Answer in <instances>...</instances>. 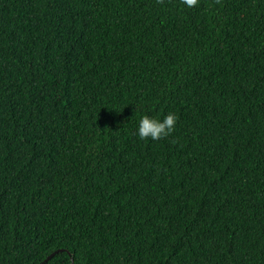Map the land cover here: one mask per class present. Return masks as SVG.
<instances>
[{"label": "trees", "instance_id": "1", "mask_svg": "<svg viewBox=\"0 0 264 264\" xmlns=\"http://www.w3.org/2000/svg\"><path fill=\"white\" fill-rule=\"evenodd\" d=\"M60 249L264 264V0H0V264Z\"/></svg>", "mask_w": 264, "mask_h": 264}, {"label": "clouds", "instance_id": "2", "mask_svg": "<svg viewBox=\"0 0 264 264\" xmlns=\"http://www.w3.org/2000/svg\"><path fill=\"white\" fill-rule=\"evenodd\" d=\"M186 8H195L199 0H182ZM178 116L174 111L160 112L156 115H148L143 112L138 119L136 135L141 140H162L169 137L176 129Z\"/></svg>", "mask_w": 264, "mask_h": 264}, {"label": "water", "instance_id": "3", "mask_svg": "<svg viewBox=\"0 0 264 264\" xmlns=\"http://www.w3.org/2000/svg\"><path fill=\"white\" fill-rule=\"evenodd\" d=\"M63 249L60 250H56L55 252H52L49 256L46 257V259H44L43 261L39 262L38 264H43L45 261L49 260L55 253H57L58 251H62ZM73 264V261L72 263Z\"/></svg>", "mask_w": 264, "mask_h": 264}]
</instances>
